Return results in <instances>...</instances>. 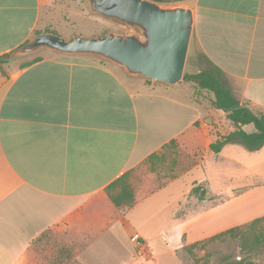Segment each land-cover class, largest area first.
Segmentation results:
<instances>
[{"label":"crops","instance_id":"obj_1","mask_svg":"<svg viewBox=\"0 0 264 264\" xmlns=\"http://www.w3.org/2000/svg\"><path fill=\"white\" fill-rule=\"evenodd\" d=\"M52 1L0 0V56L47 29L39 25ZM161 4L193 10L192 41L208 69L264 113V0ZM46 55L0 78V264H184L185 246L253 220L241 222L251 208L241 213L232 197L197 209L205 198L194 189L208 180L187 179L206 156L218 160L223 150L210 146L234 131L230 121L226 132L207 124L186 86L129 77L99 58ZM172 141L196 164L160 186L142 179L135 204L116 208L106 189ZM51 232L59 244L46 260L33 249Z\"/></svg>","mask_w":264,"mask_h":264},{"label":"rangeland","instance_id":"obj_2","mask_svg":"<svg viewBox=\"0 0 264 264\" xmlns=\"http://www.w3.org/2000/svg\"><path fill=\"white\" fill-rule=\"evenodd\" d=\"M45 11L47 13L43 14ZM42 17L39 25L40 29L47 27V29L63 36L68 41L71 40L73 35L83 36L88 39L95 36L103 37L112 31L123 34L126 33L125 30L119 28L117 25L92 16L88 11L86 3L81 0H53L47 9L42 12ZM50 53L51 52L49 51H44L17 60H6L7 63L0 65V78L7 77L9 74L20 68L22 64H25L36 57L47 56L46 54ZM99 61L101 63L102 61L105 62L103 64H109L101 59H99ZM206 67L208 69L209 66L201 58L200 53L195 48L191 38L184 75L186 73H198L199 71L206 69ZM119 70L123 72L122 69ZM180 85L186 86L187 90H190L191 94L193 93L192 86L186 83L184 79ZM203 93V96L206 98L204 106L209 111L206 123L213 124L216 127L220 126V131L226 132L228 127V123H226V114L211 106V100L214 98L213 94L206 92ZM206 112L205 109H202L201 111L202 115H206ZM217 158L218 160L214 161L209 160L206 156L203 164L204 167L196 168L187 178L188 180H191L192 178L204 176L208 180L207 183L203 184L204 187L202 186V194H204L205 200L201 202L203 205L197 209L202 210L204 206L209 209L232 197L234 201L233 204H237L238 209L241 208V213L244 212L242 210L243 206L249 205L251 208V214L246 217H241V222L254 215L252 217L253 220L234 228L245 227L251 224L255 219L264 218L263 205L260 206L261 204H264V195L261 193L264 187V149L249 151L241 144L229 143L223 148L220 157ZM129 174L132 186L141 182L142 179L149 183L153 182L152 178L156 179L151 173L149 164L141 165L133 169ZM228 186H230V188H227ZM248 189H251V192H253L251 195H245V191ZM195 196L198 197V194ZM195 204L196 202L193 201V203L189 205L195 208ZM258 213L261 215L258 216ZM229 230L225 232H228ZM262 230H264V228H262ZM53 237L52 232L48 233L40 239L33 249L37 250L38 255L46 260L49 258L51 252L57 247L55 245L57 242L53 241ZM214 237L208 238L207 240ZM194 252L198 258H205L209 254V264H216L224 255H231L237 260H240L241 256H247L246 254H240L241 248L237 242L230 237H226L223 240H213L207 243L204 249H196ZM181 258L184 260V264H197L195 260L187 256L183 251L181 253ZM250 260L255 264H264V244L260 247L258 252L254 251L252 253ZM198 264H201V262Z\"/></svg>","mask_w":264,"mask_h":264},{"label":"water","instance_id":"obj_3","mask_svg":"<svg viewBox=\"0 0 264 264\" xmlns=\"http://www.w3.org/2000/svg\"><path fill=\"white\" fill-rule=\"evenodd\" d=\"M92 16L117 25L126 33L68 41L52 32L35 34L3 59L17 60L44 51L94 57L121 68L129 77L154 84L179 85L184 77L193 33L194 13L187 6L152 0H81Z\"/></svg>","mask_w":264,"mask_h":264},{"label":"trees","instance_id":"obj_4","mask_svg":"<svg viewBox=\"0 0 264 264\" xmlns=\"http://www.w3.org/2000/svg\"><path fill=\"white\" fill-rule=\"evenodd\" d=\"M159 3L180 2L182 0H152ZM42 32H53L50 29L44 31H37L36 34ZM55 33V32H53ZM56 34V33H55ZM5 55L0 56V65L7 63L4 60ZM42 57L22 64L20 69H25L39 61ZM102 63H105L102 61ZM220 71L217 68L204 69L198 73L188 74L183 77L184 81L190 84L193 88L191 98L193 102L204 105L206 100L204 93L214 95L211 100V106L215 109L223 111L226 114V119L231 122L234 131L216 143H213L210 148L215 154H220L223 148L229 143H238L244 146L249 151H257L264 149V113L257 114L247 106L241 105L240 102L233 96L231 90L225 86L220 79ZM150 83V82H148ZM253 125V132H246L243 130L244 126ZM148 164L150 165L151 173L155 176L157 185H162L165 181L174 179L183 170L196 164V161L185 154L178 148L177 142L164 146L162 154H153L150 156ZM132 171V170H131ZM120 177L113 182L107 189V194L114 203L115 207L121 210L132 207L136 202L135 185L132 186L130 181V172ZM202 187L194 189V193L198 194V198L203 200ZM200 194V195H199ZM264 218L255 219L251 224L245 227H237L229 230L228 232L221 233L210 240L199 241L194 244L185 246L182 251L193 260L201 262V264H209V254L205 258H198L195 254L196 249H204L207 243L226 237L234 239L241 248V255L247 256L235 259L231 255L222 256L216 264H255L250 257L252 253L258 252L264 244Z\"/></svg>","mask_w":264,"mask_h":264}]
</instances>
